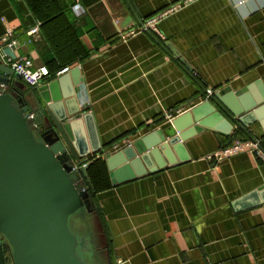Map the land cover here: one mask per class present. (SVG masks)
<instances>
[{"label":"crops","instance_id":"1","mask_svg":"<svg viewBox=\"0 0 264 264\" xmlns=\"http://www.w3.org/2000/svg\"><path fill=\"white\" fill-rule=\"evenodd\" d=\"M182 1L0 0V37L37 67L71 68L40 86L76 81L78 109L104 152L95 159H104L147 135L175 136L174 120L205 102V91L264 99V0H195L140 32ZM256 118L231 134L204 129L184 142L187 161L174 154L176 164L154 173L113 184L107 169L93 201L111 264H264V162L249 152L208 159L263 138Z\"/></svg>","mask_w":264,"mask_h":264},{"label":"water","instance_id":"2","mask_svg":"<svg viewBox=\"0 0 264 264\" xmlns=\"http://www.w3.org/2000/svg\"><path fill=\"white\" fill-rule=\"evenodd\" d=\"M2 53L16 59L9 48ZM15 78L0 59V235L14 264H111L88 175L90 160L104 152L92 117L78 109L76 81L66 76L26 92ZM248 90L205 91V102L174 120L172 138L158 132L105 154L113 184L174 165V154L187 161L184 142L206 128L231 134L257 117L264 129V99Z\"/></svg>","mask_w":264,"mask_h":264},{"label":"built area","instance_id":"3","mask_svg":"<svg viewBox=\"0 0 264 264\" xmlns=\"http://www.w3.org/2000/svg\"><path fill=\"white\" fill-rule=\"evenodd\" d=\"M195 0H183L182 2L168 8L167 10L161 12L157 16L147 20L141 27L140 32L156 31L158 23L164 18L168 17L177 11H180L183 7L191 4ZM39 28L35 27L28 32V43L33 42V38L38 34ZM136 31H129L124 34L123 39L134 36ZM17 45L16 40H11L9 38L0 37V59L5 65L11 67L15 74H17L24 84L30 88H37L40 86L47 78L51 77L50 70L46 66H35L34 62L30 58H17L12 59L11 57L4 55L2 53L3 49L9 48L13 51V48ZM70 67L66 66L61 68L55 73V77H59L63 74L69 73ZM212 91H208V95H212ZM208 99V97H207ZM170 119L174 116L169 115ZM249 152L254 154L259 160L264 162V137L252 140H238L232 142L230 145L223 147L221 150L208 156L209 160L221 161L233 154ZM114 264H125L122 259L115 260Z\"/></svg>","mask_w":264,"mask_h":264},{"label":"trees","instance_id":"4","mask_svg":"<svg viewBox=\"0 0 264 264\" xmlns=\"http://www.w3.org/2000/svg\"><path fill=\"white\" fill-rule=\"evenodd\" d=\"M56 72L57 71H55V72L50 71L51 76H55ZM90 161L91 162H90V166L88 168V175H89L93 190L91 189V187H89V190H90V194H91V199L93 201V199H94L93 194L96 193V191L99 187H102L105 184V181H103V176H105L107 178V169L108 168H107V164H106L104 159H95V157H93ZM108 183L109 182L106 181V184H108ZM87 185H88V183H87ZM102 225H103V222H102ZM103 227H104V225H103ZM104 230H105V228H104ZM4 253H5V249H4Z\"/></svg>","mask_w":264,"mask_h":264},{"label":"rangeland","instance_id":"5","mask_svg":"<svg viewBox=\"0 0 264 264\" xmlns=\"http://www.w3.org/2000/svg\"><path fill=\"white\" fill-rule=\"evenodd\" d=\"M15 81L18 84H21V85L25 86L24 82L21 79L15 78ZM101 235H103V234L101 233ZM4 249H5V253H6V262H7V264H14L13 263V259H12V255L10 253V250L8 249L7 246H5Z\"/></svg>","mask_w":264,"mask_h":264},{"label":"flooded vegetation","instance_id":"6","mask_svg":"<svg viewBox=\"0 0 264 264\" xmlns=\"http://www.w3.org/2000/svg\"><path fill=\"white\" fill-rule=\"evenodd\" d=\"M0 245L3 247V250H4V247L7 246L8 249L10 250V253H11L10 246L8 245L7 241L5 240V238L2 235H0ZM5 260H6V254H5ZM6 264H7V262H6Z\"/></svg>","mask_w":264,"mask_h":264}]
</instances>
